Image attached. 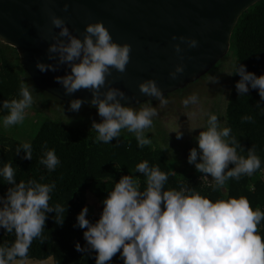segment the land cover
<instances>
[{
    "label": "clouds",
    "instance_id": "9594fccd",
    "mask_svg": "<svg viewBox=\"0 0 264 264\" xmlns=\"http://www.w3.org/2000/svg\"><path fill=\"white\" fill-rule=\"evenodd\" d=\"M63 10L67 11V5ZM49 15L52 27L59 31L51 37L53 43L47 49V59L55 60L56 64L38 62L36 68L41 73L55 72L65 65L70 74L54 78L65 95L81 89L91 92L90 106L96 108L102 121L92 122V129L98 133L96 141L109 144L119 138L122 130H127L135 134L138 147L150 145L152 141L146 138L145 130L153 127V117L158 115L156 108L150 102L143 103L139 110L122 106L120 101L127 97L114 87L101 92L112 69L121 74L126 71L131 46L113 42L102 22L86 25L81 39L70 33L63 19ZM172 39H179L189 49L198 47L195 39L175 36ZM173 49L177 54L182 52L180 44H174ZM183 72L184 66L177 65L169 78L175 80ZM234 73L240 77L235 84L239 95L248 93L250 86L264 100V75L257 77L247 72L244 65H237ZM208 82L218 83V79L208 76ZM138 89L141 94L158 100L161 107L169 103L155 80L140 83ZM33 91L32 86L22 82V98L3 101L2 107L8 111L3 117L5 128L23 123L26 109L34 103ZM84 103L74 99L69 103V110L79 112ZM196 103L195 94L182 101L186 108ZM242 121L252 122L253 117L244 116ZM231 132V128L221 127L217 115L209 114L206 130L196 138L199 152L197 148L189 151L188 163L197 172L213 178V191L226 188L230 179L251 176L261 167L254 146L247 151V157L238 154V149L244 150ZM176 138L181 139L182 133L176 132ZM21 150L23 159L32 160L30 143L18 146L16 154ZM40 163L51 172L60 161L54 150H47ZM230 164L234 165L231 169ZM135 171L146 177L145 190H140L139 178L125 175L103 200V210L95 224L86 219L88 208L81 209L75 226L86 229L83 238L88 247L82 248L77 243V252L94 251L95 264H108L117 253L124 264H264V239L258 234L264 212L259 207L253 210L246 197L213 202L192 189L164 190L168 175L159 165L150 167L148 161L139 163ZM16 172L11 160L0 170V175L11 185L6 197L0 198V227L8 233L14 231L16 237L10 247H0V264H25L33 240L43 239L46 214L55 213V223L62 225L66 212V206L49 205L50 194L56 187L54 182L21 180L17 183Z\"/></svg>",
    "mask_w": 264,
    "mask_h": 264
},
{
    "label": "trees",
    "instance_id": "16d2710c",
    "mask_svg": "<svg viewBox=\"0 0 264 264\" xmlns=\"http://www.w3.org/2000/svg\"><path fill=\"white\" fill-rule=\"evenodd\" d=\"M228 55L232 57L228 58L231 60L228 92L219 103H213L209 114L217 115L221 127L231 128V135L237 138L244 150L241 152L238 149V154L247 157V151L255 147L256 155L261 160V167L251 176L242 175L239 180H228L226 188L213 191V178L197 172L193 164H188V167L179 166L177 163L175 166L172 165V159L188 162L189 151L192 148H197L199 152L196 139L198 136L184 143L182 148L185 150H181V146L170 147L171 140L166 132L162 131L163 144H159L160 140L158 141L154 136L146 137L151 139L152 143L140 148L135 136L126 134L127 130H122L116 140L104 144L96 141L98 133L92 127L80 128L45 119L39 128L37 127L36 133L29 142L33 150L32 160H26L23 159V150L19 155L15 152V149L23 143L0 132V170L11 160L13 167L17 168L15 177L17 183L21 180L25 182L35 180L46 184L54 182L56 187L50 194L49 205L66 206L62 225L55 223V213L46 214L43 239L33 240L27 260L42 262L52 258L53 264H95L94 251L75 250L77 243L82 248L88 247L83 238L86 229L75 226L76 217L82 208L87 207L86 219L95 224L102 213L103 200L122 176L132 175L139 178L140 190H145L146 177L135 171L136 166L143 161H148L150 167L159 165L160 170L168 175L164 190L192 189L213 202L219 199H238L243 196L249 200L253 210L259 207L264 212V100L260 99L258 90L250 86L248 93L239 95L235 84L240 77L234 73L237 65H244L247 72L254 73L257 77L264 75V0L249 7L238 18L230 37L228 54L204 76L205 79L218 69L221 62L227 60ZM22 82L31 84L37 91L48 95L38 89L22 70L15 49L0 42V124L3 122V117L8 114V111L2 107L3 101L21 99ZM182 97L173 92L167 94L165 98L170 103ZM244 116H252L253 121L243 122ZM207 120L208 117L204 122L203 130L207 128ZM47 150H54L60 161L57 168L51 172L40 163ZM199 162L198 157L197 163ZM232 167L234 165L230 164L229 169ZM204 178L207 180L205 181ZM9 187L11 185H8L0 175V198L6 197ZM258 228V234L264 239V220ZM15 239L14 231L8 233L0 227V247L5 245L10 247ZM108 264H124L120 253H117Z\"/></svg>",
    "mask_w": 264,
    "mask_h": 264
},
{
    "label": "water",
    "instance_id": "95a60500",
    "mask_svg": "<svg viewBox=\"0 0 264 264\" xmlns=\"http://www.w3.org/2000/svg\"><path fill=\"white\" fill-rule=\"evenodd\" d=\"M259 1L0 0V42L15 49L22 70L38 89L62 102L81 99L82 106L92 107L91 92L81 89L65 95L55 82V77L70 74L67 66L41 73L36 64H56L47 59L51 37L59 31L52 27L49 13L63 19L70 33L81 39L86 25L102 22L112 41L130 45L131 52L126 71L112 69L101 92L117 88L127 97L120 101L122 106H132L154 100L139 92L138 85L146 80H155L165 96L205 76L228 54L238 18ZM173 36L195 39L198 47L189 49ZM174 44H180L181 53L174 51ZM180 64L183 74L170 79L169 73Z\"/></svg>",
    "mask_w": 264,
    "mask_h": 264
},
{
    "label": "rangeland",
    "instance_id": "374dc122",
    "mask_svg": "<svg viewBox=\"0 0 264 264\" xmlns=\"http://www.w3.org/2000/svg\"><path fill=\"white\" fill-rule=\"evenodd\" d=\"M229 57H231V55H228L226 57L227 60L221 62L219 64L220 66H217L218 69L216 68L217 70L209 75L216 77L218 83L208 82V78L205 79L203 76L204 78L199 79V81L197 80L198 82L191 83L182 90L174 92L181 97L185 94L186 95L182 98H177L176 101L174 99V101H171L169 105L167 104L165 107H161L158 100L154 99V101H150L152 107L156 108L158 115L153 117V127L145 130V136H154L157 140H160L159 144H163L164 138L162 131L166 132L171 140L169 141L170 147L181 146L180 149L185 150L182 148L184 143L199 136V133L203 131V125L209 116L210 107L214 102L219 103L220 100L223 99V96L228 92V78L231 63V60L228 59ZM200 81H202V83L198 84ZM34 90V103L29 109H26L23 123L5 128L2 122L0 124V132L2 134L22 143H29L39 128V125L45 119L59 121L66 125L80 128H91L93 121L96 123L102 122L101 117H99L97 110L94 107L82 106L79 112H72L69 110L68 103L43 94L35 88ZM193 94L198 97V103L189 104L187 108L184 107L182 101ZM142 104L143 103L132 105V107L139 110ZM178 131L182 133L181 139L176 138V132ZM126 134L135 136V134L129 133L128 131ZM171 163L174 166L176 163L179 166H189L188 162L179 159H172ZM25 263L53 264V260L52 258L42 262L26 260Z\"/></svg>",
    "mask_w": 264,
    "mask_h": 264
},
{
    "label": "crops",
    "instance_id": "0c3cea01",
    "mask_svg": "<svg viewBox=\"0 0 264 264\" xmlns=\"http://www.w3.org/2000/svg\"><path fill=\"white\" fill-rule=\"evenodd\" d=\"M50 259V258H49ZM48 260V259H47ZM46 261V260H45ZM25 264H31V263H25Z\"/></svg>",
    "mask_w": 264,
    "mask_h": 264
},
{
    "label": "built area",
    "instance_id": "2783aa9c",
    "mask_svg": "<svg viewBox=\"0 0 264 264\" xmlns=\"http://www.w3.org/2000/svg\"><path fill=\"white\" fill-rule=\"evenodd\" d=\"M204 180L206 181L207 179H206V178H204Z\"/></svg>",
    "mask_w": 264,
    "mask_h": 264
}]
</instances>
